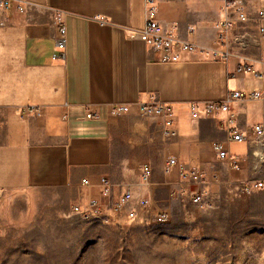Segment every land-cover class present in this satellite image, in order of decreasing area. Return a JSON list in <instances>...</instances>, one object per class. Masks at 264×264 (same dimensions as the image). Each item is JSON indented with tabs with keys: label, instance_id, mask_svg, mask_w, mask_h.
<instances>
[{
	"label": "crops",
	"instance_id": "1",
	"mask_svg": "<svg viewBox=\"0 0 264 264\" xmlns=\"http://www.w3.org/2000/svg\"><path fill=\"white\" fill-rule=\"evenodd\" d=\"M224 2L152 0L160 25L173 27L178 42L195 47L167 63L160 49L133 37L145 24L146 0H24L22 10L0 9V219L16 194L37 190L63 193L71 210H88V202L97 201L99 216L110 221L131 210L138 219L154 218L198 190L208 197L217 183L183 186L178 164L207 178L218 175L217 185L263 178L264 169L256 173L246 159L243 141L226 144L241 158L240 169L216 157L213 141L226 139L222 113L208 118L199 108V117H191L193 103L222 99L228 90L264 89V77L235 71L243 60L264 71L257 20L264 0H236L247 19L234 32L253 37L247 48L229 39L225 61L198 50L214 45L217 25L227 16ZM62 26L64 57L52 59ZM153 101L171 106L175 136L163 137V117L138 113V103ZM114 103L129 104L130 110L113 114ZM31 106L40 113H21ZM229 109L246 135L264 121V101L241 99ZM170 157L178 164L168 166ZM144 165L151 171L146 184ZM102 178L112 184L108 194L102 193ZM126 191L130 199L115 211L112 203Z\"/></svg>",
	"mask_w": 264,
	"mask_h": 264
},
{
	"label": "rangeland",
	"instance_id": "2",
	"mask_svg": "<svg viewBox=\"0 0 264 264\" xmlns=\"http://www.w3.org/2000/svg\"><path fill=\"white\" fill-rule=\"evenodd\" d=\"M211 186L173 202L167 222L86 220L61 192L18 193L0 219V264H264V191Z\"/></svg>",
	"mask_w": 264,
	"mask_h": 264
},
{
	"label": "built area",
	"instance_id": "3",
	"mask_svg": "<svg viewBox=\"0 0 264 264\" xmlns=\"http://www.w3.org/2000/svg\"><path fill=\"white\" fill-rule=\"evenodd\" d=\"M24 0H0V9L6 10L8 8H15L16 10H22L24 7ZM152 0H146L147 10L145 11V24L142 28L136 30L133 37L142 39L146 44L152 45L155 48L161 50V61L167 62H177L179 60V53L181 50H194V45L188 43L178 42L173 27H167L164 29L157 18L156 10L154 6L151 5ZM223 11L227 14L226 17L217 25L218 32L214 39V45L209 49L198 48L199 52H202L207 57L215 60L225 61L227 58V44L228 40L238 46L239 48H247L252 42L253 37L247 34L246 31L239 30L234 32V26L240 21L247 19V14L244 12L241 4L237 3L236 0H225ZM257 20L259 21V33L264 35V11L262 8L257 10ZM234 33H233V32ZM232 32V34H231ZM231 34V35H230ZM65 37L66 32L64 26L58 28L57 34L54 38V45L56 50L52 53V59L63 58L65 51ZM261 62L264 66V46L261 48ZM235 71H242L247 74L253 75L254 78L262 80L264 77V71L254 69L253 66L247 61H240L237 64ZM261 100L264 101V89H256L252 91H239V90H228L226 95L222 99L205 101L203 103H193L191 105V117L197 118L200 115L199 108H201V113L203 116L212 118L216 114L222 113L225 121V131L226 139L224 141H213L212 146L216 157L219 160H223L232 169L238 170L241 166V158L232 152H230L228 142H245L248 145L246 159H251L252 170L256 173L263 171L264 169V121L257 122L251 127L252 135H246L241 133L236 129V118L230 112L229 106L237 100ZM130 110L129 104H118L114 103L111 106V113L116 115L124 114ZM137 111L139 114L144 116L159 115L163 117V124L161 132L165 139H169L177 134L174 127V117L173 111L169 104L160 102H148V103H138ZM22 114H39L40 107L31 106L24 107L21 109ZM168 162L169 165L178 164L175 158L170 157ZM179 176L181 178L179 184L185 186V184H194L196 186L205 184L221 183L219 176L216 174L210 177H205L198 173L196 170L188 168L186 165L178 164ZM150 168L144 165L141 171L142 184H146L149 181ZM264 174V173H263ZM83 184H87L88 180L86 178H81ZM101 188L103 194H108L111 185L108 179L102 178ZM242 192H253L258 190L264 191V177L261 179L248 178L243 181L239 186ZM1 196V192H0ZM131 193L126 191L118 200L112 203V207L115 211L122 208L124 204L130 199ZM191 200L198 203L202 200V194L200 190L196 191L191 195ZM141 204H145L142 200ZM97 201L90 200L88 202V210H82L78 205H73L72 210L78 213L83 219H90L100 215L99 209L97 208ZM95 208L93 211L90 208ZM127 215L129 217H134V211H128ZM169 218V212L159 211L155 214L154 219L158 222H167Z\"/></svg>",
	"mask_w": 264,
	"mask_h": 264
}]
</instances>
